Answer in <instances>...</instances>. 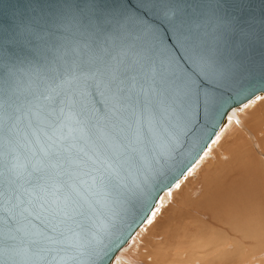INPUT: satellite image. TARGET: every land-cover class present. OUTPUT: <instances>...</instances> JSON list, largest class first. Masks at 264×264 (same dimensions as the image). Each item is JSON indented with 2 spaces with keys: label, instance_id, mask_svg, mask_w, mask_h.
<instances>
[{
  "label": "snow or ice",
  "instance_id": "obj_1",
  "mask_svg": "<svg viewBox=\"0 0 264 264\" xmlns=\"http://www.w3.org/2000/svg\"><path fill=\"white\" fill-rule=\"evenodd\" d=\"M138 28L143 35L123 46L97 37L72 49L71 59L65 49L50 74L0 65V264H111L107 230H93L77 180L99 181L115 217L168 165L181 136L195 134L188 114L195 81L154 28ZM176 31L193 75L222 78L203 44ZM205 102L223 103L207 95Z\"/></svg>",
  "mask_w": 264,
  "mask_h": 264
},
{
  "label": "water",
  "instance_id": "obj_2",
  "mask_svg": "<svg viewBox=\"0 0 264 264\" xmlns=\"http://www.w3.org/2000/svg\"><path fill=\"white\" fill-rule=\"evenodd\" d=\"M140 23L159 33L180 69L195 81L188 114L196 132L181 136L180 146L168 165L142 191L126 199L116 209L115 217L112 209L105 207L99 181L93 184L90 175L77 180L80 204L90 215L93 230L101 234L107 230L104 245L115 255L150 215L161 194L207 150L226 121L224 113L264 94V0H0V65H14L22 74H50L53 67L64 63L60 57L65 49L67 59H71L72 49L97 37L107 38L109 44H128L129 35H143ZM176 29L189 38V43L194 38L203 44L223 73L222 78L193 75L194 65L177 43ZM45 56L54 58L55 64H49ZM160 60L166 62V57ZM205 95L219 97L223 103L207 104ZM19 151L26 150L21 147ZM94 175L97 173L92 172ZM96 264L109 261L105 258Z\"/></svg>",
  "mask_w": 264,
  "mask_h": 264
},
{
  "label": "bare ground",
  "instance_id": "obj_3",
  "mask_svg": "<svg viewBox=\"0 0 264 264\" xmlns=\"http://www.w3.org/2000/svg\"><path fill=\"white\" fill-rule=\"evenodd\" d=\"M211 143L215 149L223 147L214 171L205 175L213 185L202 184L195 202L186 201L189 206L185 210L171 208L162 217L159 228L166 244L147 250L151 239H160L148 223L177 185L187 183L204 165L202 158L209 156L206 151L161 194L111 264H137L129 259L131 253L148 258L152 264H264V94L231 109ZM255 151H263V156L258 155L263 171L255 166L259 164ZM219 166L224 171L215 180Z\"/></svg>",
  "mask_w": 264,
  "mask_h": 264
},
{
  "label": "rangeland",
  "instance_id": "obj_4",
  "mask_svg": "<svg viewBox=\"0 0 264 264\" xmlns=\"http://www.w3.org/2000/svg\"><path fill=\"white\" fill-rule=\"evenodd\" d=\"M248 137V136H247ZM215 144L214 143H210L207 150H205L208 153V159L206 158H202L203 161V166L200 167L197 172L195 173V175H193L191 177V179L185 183L184 185H181L180 187H178L176 190H173L174 193H172V195H168V198L166 200H164L163 204L161 205V207H159L158 212L156 213L154 219L148 223V225L152 226L151 230L153 232H156L157 235L160 237V239L158 241H153V239H151L149 246L147 247V250H153L154 249V245L156 244H160V243H165L166 244V237L164 232L159 228V224L161 222V219L164 215L167 214V212L171 209V208H177V210H185L188 205V203L186 201H192L195 202L196 199L199 197L198 195L201 193L202 191V184L206 185V184H210L211 186L213 184L208 182L207 176H205L208 171H214V167H215V160L218 157V153L223 151V147H220L219 149H215ZM263 152V151H262ZM262 152H258L255 151V154H257V158L259 159V164L257 165L256 163V167L257 169L260 168L261 171H263V165L261 164V157L263 156ZM259 153V154H258ZM258 155H260L258 157ZM261 162V163H260ZM261 165V166H260ZM224 171V168L222 166H219L218 168L215 169L216 172V176H215V180L216 178ZM198 183V184H197ZM197 186V190L193 191L194 188H196ZM196 192V194H195ZM146 258V257H145ZM144 256L141 257L135 253H131L129 259L132 260V262L136 261L138 262L137 264H152V262H150V260L147 258L145 259ZM147 260V261H145ZM149 260V261H148ZM150 262V263H149ZM128 264H130L129 262H126ZM133 264V263H131Z\"/></svg>",
  "mask_w": 264,
  "mask_h": 264
}]
</instances>
